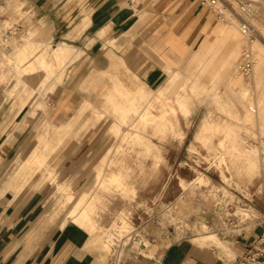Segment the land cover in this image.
<instances>
[{"label": "rangeland", "instance_id": "1", "mask_svg": "<svg viewBox=\"0 0 264 264\" xmlns=\"http://www.w3.org/2000/svg\"><path fill=\"white\" fill-rule=\"evenodd\" d=\"M221 1L223 16L208 7H204V12L211 25L236 28L234 41L231 40L236 44V55L231 63L224 62L230 40L222 39L205 55L196 57L199 42L189 56L172 52V69L161 57L165 71L161 81L151 88L140 85L135 89L137 80L144 81L123 65L115 72H99L97 79L88 80V70L76 75L71 65L75 57L70 56L75 47L71 45L62 83L72 82L74 88L67 91L75 99L59 109L58 96L63 90L49 89L56 78L54 73L42 90H34L20 115L17 125L22 130L26 127L27 133L21 138L17 161L37 145L40 137L56 141L57 124L76 114L85 99L102 109L101 90L112 88L114 80L133 90L129 96L138 97L133 115L124 124V137H116L110 130L114 117L109 115L78 134L67 136L50 153L48 163L55 181L70 185V200L57 190L48 172L45 176L42 171L37 172L28 186L48 193L51 218L61 215L62 223L75 220L93 225V213L97 227L86 229L92 236L102 235L109 244L98 246L100 264H169L167 252L181 240L203 242L199 238L202 234L216 238L213 232L225 233L264 218V0ZM9 22L6 20L0 28V58L36 34L33 30L26 35L18 22ZM244 23L251 28L252 42L243 32ZM216 36H222L221 32ZM55 46L51 42L48 48ZM247 46L253 51V64L249 72H244L239 63ZM4 64L0 76L2 72L7 77L0 78L1 95L6 102L14 98L12 108L17 106L20 110L25 105L18 102V93L30 85L16 75L11 62L5 60ZM170 74L171 85H163ZM25 115L29 119L26 125L22 122ZM92 115L93 110L88 109L80 121ZM95 128L102 130L103 137L84 147L86 134ZM239 143L256 149L257 166L253 170L246 159L230 152L231 146ZM109 149L105 171L113 173L101 170L99 179L98 166ZM73 152L79 154L71 161V169L62 170ZM15 169L9 173H15ZM74 206L82 209V215L69 216Z\"/></svg>", "mask_w": 264, "mask_h": 264}, {"label": "crops", "instance_id": "2", "mask_svg": "<svg viewBox=\"0 0 264 264\" xmlns=\"http://www.w3.org/2000/svg\"><path fill=\"white\" fill-rule=\"evenodd\" d=\"M144 12L148 14L141 15ZM21 13L23 16H20ZM6 20L18 22L19 26H23L26 35L35 30L34 38L37 40L47 39L56 46L61 43L74 46L76 50L74 49L70 56L75 59L71 65L76 75L88 70V80L94 77L97 79L99 72L111 73L120 65L126 66L144 81L137 80L135 89L141 86L143 89L151 88L150 86H155L161 81L165 73L160 63L161 57L166 59L168 68L172 69L175 67L172 52L182 57L189 56L201 41L203 44L196 50V57L205 55L222 39L230 40V43L228 42L230 50L224 55V62L231 63L236 55V50L234 51L236 44L231 42L237 33L236 28L211 25L200 0H0V28ZM218 32H221L222 36L217 37ZM169 81L163 85L167 83L171 85V74ZM114 82L112 88L103 87L101 90V95L105 97L102 109H98L90 99H85L71 120L57 124L58 126L72 124V127L63 133V138L58 144L67 136L78 134L82 129H88L109 115H114V121L110 125L113 134L116 137L125 136L124 122L133 115L138 97L129 96L132 89L123 85L120 80ZM71 83L63 84L61 81L54 87V91L63 90L58 96L59 109L68 105L71 99H75L67 91L74 88ZM10 100L4 101L0 92V264H100L96 235L92 236L87 230H94L97 227L93 213L91 214L95 221L93 225H82L75 220L62 223L61 215L51 218L47 204L48 193L42 188L28 187L32 183V177L39 170L42 171V176L48 172L55 180L48 158L58 144L46 152L48 156L45 165L36 167L37 169L33 170L26 164L34 148L17 161L16 155L22 149L21 138L27 133V128L22 130V126H18L17 123L28 103L18 110L17 106L12 108L14 98ZM117 100L122 104L119 106L123 107L124 112L117 108ZM5 104L10 106L5 108L3 106ZM88 109L93 110V115L81 122L79 118ZM254 116L255 114L252 119ZM22 122L25 125L29 122L27 115ZM86 137L84 147L91 142L98 143L103 133L102 130L95 128L90 130ZM43 147L42 145L37 153L43 152ZM110 151L109 149L101 158L97 172L99 179L101 169L106 172L105 163L109 159ZM230 152L246 159L249 169L253 170L257 166L255 148H247L239 143L231 146ZM73 153L62 170L71 169V161L79 154ZM45 167L49 170L46 171ZM13 169L16 170L15 173L10 174L9 170L12 172ZM24 171L26 173H23ZM112 171L106 173L112 174ZM120 173L123 175L121 170ZM59 183L56 182L57 190L64 192L63 194L70 200L73 197L70 185L61 181ZM71 213H74L72 216H80L82 209L74 206L69 216ZM213 233L216 234V238H207L208 234H202L199 238L203 242L191 239L177 242L167 252L168 263L240 264L242 254L264 233V218L248 221L243 227L230 229L225 233Z\"/></svg>", "mask_w": 264, "mask_h": 264}, {"label": "bare ground", "instance_id": "3", "mask_svg": "<svg viewBox=\"0 0 264 264\" xmlns=\"http://www.w3.org/2000/svg\"><path fill=\"white\" fill-rule=\"evenodd\" d=\"M11 3V2H10ZM24 4V3H23ZM23 9V8H22ZM27 9V8H26ZM85 10V8H84ZM23 13V12H22ZM41 20V19H40ZM41 22V21H40ZM11 22H9L10 24ZM78 30V29H77ZM33 31V30H32ZM35 31V30H34ZM103 34V33H102ZM51 42L46 39L44 40H36L34 37L32 39H25L24 43L21 45H16L10 48L8 51L3 53V56L0 58V67L4 64L5 60L12 63L16 75H18L19 78L25 80L30 86L29 88L24 89L23 91H20L18 93V102L21 104V106L27 104L29 99L32 97L34 90H42L45 86V82L49 80V78L54 74L56 78L53 77V81L50 83L49 89H53L58 83L62 81L64 67L67 63V57L71 52L72 46L68 43H65L63 45H57L55 47H52V49L49 50ZM203 42L201 41V45ZM200 45V46H201ZM199 46V49L201 48ZM198 49V50H199ZM52 50V51H51ZM74 50V49H73ZM76 50V49H75ZM73 52V51H72ZM78 54V52L76 53ZM80 54V52H79ZM258 55V54H257ZM72 57V56H71ZM119 57V56H118ZM123 61V60H122ZM258 63V58L256 59L255 65ZM5 65V64H4ZM5 69V68H3ZM12 69V70H14ZM6 70V69H5ZM10 70V69H8ZM8 72V71H7ZM14 75V74H13ZM15 76V75H14ZM7 77V74H2L0 78L4 80V78ZM9 77V76H8ZM14 83V81L12 82ZM18 84V83H17ZM115 84V83H114ZM133 91V90H132ZM113 93V92H112ZM124 94V93H122ZM114 94H112L113 97ZM116 96V95H115ZM114 96V97H115ZM119 96V95H118ZM117 96V97H118ZM145 96V95H144ZM14 97V96H13ZM122 97V95H121ZM105 98V97H104ZM108 98V97H107ZM119 98V97H118ZM117 98V99H118ZM105 101V100H104ZM117 108L124 112V109L121 103H119V100H117ZM113 103V102H112ZM116 103V102H115ZM105 105V104H104ZM148 105V104H147ZM84 107V106H83ZM87 107V106H86ZM85 107V109H86ZM83 109V108H82ZM81 109V110H82ZM112 109V107H111ZM129 110V109H128ZM10 111V110H9ZM12 112V111H11ZM132 112V111H131ZM103 113V112H102ZM114 113V112H113ZM118 113V112H117ZM141 113V112H140ZM126 114V112H125ZM78 115V114H77ZM76 115V116H77ZM103 115V114H102ZM120 114H118L119 116ZM137 115H139L137 113ZM74 116V115H73ZM80 116V115H79ZM114 116V115H113ZM117 116V115H115ZM129 116V115H128ZM127 116V117H128ZM120 117V116H119ZM136 118V116L134 117ZM72 118H70L71 120ZM75 119V118H74ZM78 119V118H77ZM80 119V118H79ZM127 119V118H125ZM122 120V119H121ZM124 120V119H123ZM134 121V120H133ZM123 122V121H122ZM97 123V122H96ZM127 122H124L126 124ZM75 124V123H74ZM46 125V124H45ZM72 125V124H71ZM70 124L66 125H59L57 129V136L56 141H49L44 140L43 138H39L37 145L33 149L32 155H30V158L27 160V165L30 166V168L37 169L36 167H41L45 165L46 161V152L48 150H51L60 142L63 138V133L70 127H72ZM208 124H204V127H207ZM145 127V126H144ZM163 132V131H162ZM153 135V134H152ZM159 135V133H158ZM116 136V135H115ZM55 139V138H54ZM53 139V140H54ZM151 142V141H150ZM141 144V143H140ZM154 144V143H153ZM156 144V143H155ZM44 146V151L41 153H37L41 146ZM248 159V158H247ZM26 160V159H25ZM251 161V160H250ZM248 160V162H250ZM24 162V161H23ZM47 163V162H46ZM23 164V163H22ZM48 166V163H47ZM29 168V169H30ZM47 171L49 170L47 167H45ZM28 169V168H26ZM102 170V169H101ZM22 171V170H21ZM31 170H29L30 172ZM36 171V170H35ZM34 171V172H35ZM40 171V170H39ZM23 173H26L25 171ZM31 173V172H30ZM28 174V173H27ZM49 174V173H48ZM98 174V173H97ZM16 175V174H15ZM18 175V174H17ZM22 175V174H21ZM53 175V174H52ZM19 176V175H18ZM28 176V175H27ZM45 176V175H44ZM22 177V176H21ZM50 177V176H49ZM14 178V177H13ZM20 178V176H19ZM117 176L114 177L116 179ZM27 179V178H26ZM16 180V179H15ZM20 180V179H19ZM23 180V179H22ZM55 181V180H54ZM16 182V181H15ZM57 182V181H56ZM59 183V181H58ZM62 183V182H61ZM64 183V182H63ZM60 184V183H59ZM15 185V184H14ZM13 185V186H14ZM21 185V184H19ZM65 185V184H64ZM60 185H58L59 187ZM20 187V186H19ZM15 188V187H14ZM66 188V187H65ZM59 190V189H58ZM58 192V191H57ZM62 192V191H61ZM64 193V192H63ZM66 193V192H65ZM87 205V204H86ZM85 207V206H84ZM82 215V214H81ZM91 217V216H90ZM211 235V234H209ZM96 241L99 243V245L103 247H108V243L103 239L102 235H97ZM93 240V239H92ZM95 241V242H96ZM95 244V243H94Z\"/></svg>", "mask_w": 264, "mask_h": 264}, {"label": "built area", "instance_id": "4", "mask_svg": "<svg viewBox=\"0 0 264 264\" xmlns=\"http://www.w3.org/2000/svg\"><path fill=\"white\" fill-rule=\"evenodd\" d=\"M201 5L210 8L218 16H223L225 13L221 0H200ZM251 11V9H250ZM243 32L249 36L252 42V31L247 23L242 26ZM253 64V51L251 47L247 46L243 51V58L239 63L240 70L249 72ZM238 224H235L237 226ZM240 264H264V233L261 234L257 240L247 248L244 254L239 259Z\"/></svg>", "mask_w": 264, "mask_h": 264}]
</instances>
